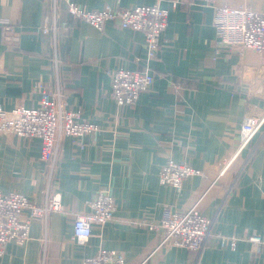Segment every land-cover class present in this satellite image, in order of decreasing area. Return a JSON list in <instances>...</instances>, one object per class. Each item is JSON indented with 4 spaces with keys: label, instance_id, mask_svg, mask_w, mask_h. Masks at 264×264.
I'll list each match as a JSON object with an SVG mask.
<instances>
[{
    "label": "crops",
    "instance_id": "1",
    "mask_svg": "<svg viewBox=\"0 0 264 264\" xmlns=\"http://www.w3.org/2000/svg\"><path fill=\"white\" fill-rule=\"evenodd\" d=\"M69 1L87 12L168 9L159 55L149 64L155 81L135 106H118L112 76L118 69H145L142 32L118 22L98 30L71 16L67 0H0L5 110L39 108L44 88L65 110L100 128L81 141L62 138L53 167L41 160L40 139L0 133V191L20 193L40 206L59 195L64 208L36 219L27 244H8L0 264H81L100 249L124 254L126 264H264V246L249 240L254 232L264 237V98L251 92L264 56L218 45L214 9L200 3ZM218 4L264 12V0ZM3 25L13 32H4ZM235 156L221 173L224 161ZM169 158L203 174L186 179L178 193L159 181ZM100 192L115 198L114 219L93 225L86 244L78 246L76 214L90 212ZM203 196L200 209L213 222L205 248H165L144 263L161 241L162 233L148 227L160 221L164 205L185 210ZM217 234L227 238L226 247Z\"/></svg>",
    "mask_w": 264,
    "mask_h": 264
},
{
    "label": "built area",
    "instance_id": "2",
    "mask_svg": "<svg viewBox=\"0 0 264 264\" xmlns=\"http://www.w3.org/2000/svg\"><path fill=\"white\" fill-rule=\"evenodd\" d=\"M179 2L200 3L214 9L213 24L218 45L237 47L243 52L254 51L264 56V12L219 5L218 0H179L173 6L176 7ZM67 11L71 16L87 22L98 30H102L107 22H118L123 29L142 32L145 35V69L136 72L118 69L112 76L111 96L115 104L120 107L135 106L141 94L148 92L154 84L155 78L149 64L159 55L170 11L153 5L118 11L107 7L101 11L87 12L69 0ZM1 27L7 34L13 32L9 25ZM40 31L43 34L49 33L47 27L41 28ZM251 92L255 97L264 98V70L256 84L251 87ZM41 93L39 108L21 106L5 110L0 103V133L40 139L41 160L53 167L62 138L81 141L86 136L99 133L100 128L94 123L82 120L79 114L65 110L58 96H52L44 88H41ZM263 122L264 118L260 125ZM256 133V130L252 132L241 147L247 145ZM235 158L236 156L224 161L221 173L232 165ZM202 174L200 170L169 158L161 168L159 181L164 186L175 188L179 193L186 179ZM199 204L200 201L185 210H178L170 204L164 205L160 221L148 227L150 231L162 233L161 241L144 263L167 247L182 248L195 253L205 248L212 235L213 222L203 215ZM89 208L90 212L76 214L74 242L78 246L86 244L92 235L93 225L105 226L114 219L116 201L109 193L100 192L89 203ZM51 212H64L59 195L40 206L20 193L0 191V257L4 255L10 243L25 246L30 239L33 222L36 219H46ZM216 237L221 247L227 246V238L221 234H217ZM249 239L257 246H264V237L256 232ZM81 264H126V260L124 254L120 252L100 249L95 256L86 258Z\"/></svg>",
    "mask_w": 264,
    "mask_h": 264
},
{
    "label": "rangeland",
    "instance_id": "3",
    "mask_svg": "<svg viewBox=\"0 0 264 264\" xmlns=\"http://www.w3.org/2000/svg\"><path fill=\"white\" fill-rule=\"evenodd\" d=\"M205 196V195H204ZM204 196L202 197V199H200V200H197V202L198 201H200V204L199 205H201V202L203 201V199H204ZM196 203V202H195ZM201 212H202V210H200ZM250 240V239H249ZM251 241V240H250ZM254 244V243H253ZM256 245V244H255ZM258 247H261V246H258ZM167 248H171V247H167ZM223 248V247H222Z\"/></svg>",
    "mask_w": 264,
    "mask_h": 264
},
{
    "label": "water",
    "instance_id": "4",
    "mask_svg": "<svg viewBox=\"0 0 264 264\" xmlns=\"http://www.w3.org/2000/svg\"><path fill=\"white\" fill-rule=\"evenodd\" d=\"M12 40H13L14 42H17V40H18L17 36H15L14 38H12Z\"/></svg>",
    "mask_w": 264,
    "mask_h": 264
}]
</instances>
